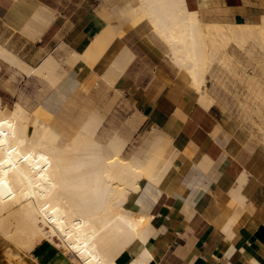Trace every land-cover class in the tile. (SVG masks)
Returning a JSON list of instances; mask_svg holds the SVG:
<instances>
[{"label":"bare ground","instance_id":"bare-ground-1","mask_svg":"<svg viewBox=\"0 0 264 264\" xmlns=\"http://www.w3.org/2000/svg\"><path fill=\"white\" fill-rule=\"evenodd\" d=\"M40 6L28 25L39 35L55 17L53 9ZM111 6L112 11L110 5V11H106L110 14L101 13L106 23L85 53L71 52V57L83 61L87 72L108 50L112 39L117 34L122 36L121 49L103 73L110 85L134 58L131 45L153 31L168 46L171 58L180 67L179 76L198 92L199 103L209 108L217 99L207 87L208 73L218 63L232 70L230 45L235 43L252 56L250 43L264 50V15L258 22L213 21L200 10L191 9L187 0H111ZM117 7L127 12L128 23L109 21L119 17ZM0 57L26 75L47 71L55 75L53 91L34 109L20 101L11 108L0 105V238L7 242L9 257L18 258L13 260L16 264H39L32 251L44 241L71 256L73 264H120L118 258L132 243H146L154 232L152 209L164 192L191 204L229 160L226 154L218 162L208 157L210 160L196 163L180 151L178 157L184 161L179 167L168 157L162 165L155 162L151 166L148 160L162 140V132V136L147 137L125 158L127 138L115 134L106 143L99 139L105 117L97 108L88 113L76 133L61 141L52 118L66 92L56 73L54 55L43 60L41 69L28 65L3 44ZM224 110L230 130L227 135H238L243 122ZM243 132L246 135L250 130ZM217 135L227 136L220 130ZM261 141L264 143V139ZM175 149L173 145L172 151ZM176 171L181 174L179 181L173 177ZM233 190L230 192L234 194L238 191ZM238 198L235 194L232 203L245 202ZM234 214L229 210L226 221L236 218ZM153 256L144 248L131 264Z\"/></svg>","mask_w":264,"mask_h":264},{"label":"crops","instance_id":"crops-1","mask_svg":"<svg viewBox=\"0 0 264 264\" xmlns=\"http://www.w3.org/2000/svg\"><path fill=\"white\" fill-rule=\"evenodd\" d=\"M97 1L101 4L100 0H0V44L32 67L40 65L62 45L69 51L76 50L84 54L106 23ZM187 2L191 9L200 10L207 19L213 21L258 22L264 15V0ZM41 4L53 9L55 17L38 35L28 25ZM155 38L165 51L158 47ZM139 42L146 45H139ZM122 45V39L114 37L108 50L87 72L94 73L109 85L103 73ZM154 50L161 56L166 54L172 62ZM131 52L134 58L114 85L121 93L118 102L130 117L123 129L111 126L112 131L116 129L120 136L128 139L127 148L137 131L146 130L134 148L141 146L147 137L162 136V132L164 135L157 146L160 150L174 145L196 163L209 158L218 162L226 154H229V160L217 178L191 204L179 196L164 192L152 209L154 232L146 243H132L118 258L119 263L131 264L140 258L144 248H148L154 256L146 260L141 257L139 260L142 262L138 260L137 263L264 264V143L261 141L264 133L261 130L259 133L249 120L243 119L247 112L253 115V107H248L246 81H241L237 74L241 73L240 69H236L237 79L231 81L229 70L224 65H212L207 87L217 102L205 108L198 101V92L179 76L180 67L175 64L168 46L159 37L149 33L146 38L131 45ZM230 54L234 58V54ZM65 57L64 54V60ZM78 66L82 68L81 59L78 60ZM84 72L77 82L86 86L82 77ZM12 76H16L19 82L12 80ZM32 78V74H24L0 57V105L8 107L19 101L23 79ZM218 86L232 95L239 117L247 123L243 122L244 128L239 130L238 135H227L230 130L224 108L229 111L230 97L222 91L219 93ZM244 129L250 130V133L245 135ZM219 130L226 132L227 136L217 137ZM251 133L256 138H251ZM155 157L152 156L148 163L154 165L155 162H163L162 154ZM242 177H245V181ZM230 188L238 190L241 198L238 191L235 194L239 201L245 202L242 201L240 205V202L232 203L235 194L230 192ZM229 210L238 215L234 214L236 218H232L233 222L231 218L227 220L231 223L226 227L228 222L225 217H228ZM32 254L39 264H73L71 256L45 241L38 244ZM0 264H12L2 249Z\"/></svg>","mask_w":264,"mask_h":264},{"label":"rangeland","instance_id":"rangeland-1","mask_svg":"<svg viewBox=\"0 0 264 264\" xmlns=\"http://www.w3.org/2000/svg\"><path fill=\"white\" fill-rule=\"evenodd\" d=\"M104 2L105 3L109 2V3L107 5V3L104 4ZM97 3L102 8L101 13L104 14V12L110 11L107 10L108 9L107 6L109 5H110L109 9H111L112 11L113 7L111 6V0L101 1V4L100 2L97 1ZM117 12L119 13V17L118 18H116L115 16L111 17L109 21L110 22L113 21L112 23H115L117 25L121 23L123 24L128 23L129 15L127 14V12H125L121 7H117ZM108 14H110V12H106L104 15H108ZM33 33L38 34L37 31H33ZM149 33H152L154 34V36L156 35V37H159L153 31ZM117 36L119 38H122V36L120 37L119 34H117L115 37ZM155 39H156L155 42L158 45V47L161 50L165 51L166 49L164 48V46L159 42L157 38ZM122 42H124L123 38H122ZM140 44L143 45L145 43L139 42V45ZM250 45L252 46L251 48L253 49L252 51L254 56L250 55V53H247L245 50L239 48V46H237L235 43H232L230 45L228 51L234 54V58H232L233 68L232 70H229L228 68L227 69L229 70L231 81L237 79V75H235L236 69L237 68L240 69L241 73H237V74L239 75L241 81L243 79H245L246 81L248 107L249 106L253 107V115L247 112V114L243 119L249 120L250 123L256 128L258 132L259 130H261L264 133V50H262L256 44L250 43L249 46ZM71 52L72 51H69V49H67L62 45L60 49L53 54L54 57L56 58V67H55L56 73H58V75L61 77L60 83L64 87L66 95L58 111L54 114L52 118V124L56 127L58 131L61 132V135L63 137L60 136L61 138L60 140L61 141L66 140L67 135H68L67 137H70L73 133H76L79 130L81 123L85 120L88 113L93 109L96 110L97 108V110L105 117L104 123L99 131V139L103 143H106L111 138H114L115 134L117 135L120 134L116 129L112 131L111 126L117 129H123L126 127L127 120L130 117V115L126 113L125 109H123L120 102H118V97L120 96L121 93L114 88L115 82L118 78L114 81L113 85H110L109 83H108L109 85H106L101 81V79L97 75H93L94 73L84 72L82 77L85 84L87 83V85L84 86L82 82L80 81L77 82V78L82 74L83 71H85L83 61H82V68H79L78 60L80 58L71 57ZM155 52L158 54L157 51ZM64 54L66 56L65 60H64ZM158 55L161 56L160 54ZM161 57L167 58L169 61H171V59H169V57L166 54H164ZM238 60H241V63H238ZM36 67L41 69L42 62L40 63V65ZM32 75H33L32 80L23 79L21 83L22 93L18 98V100L29 109H34L35 107H37L39 103L43 100V98L48 96V94H50L54 89V84H53V79L55 76L54 74L47 71L45 74L34 73ZM12 80H14L15 82L16 81L19 82V79L16 76H12ZM217 90L219 93L222 91L225 96L230 97L228 100L229 111L233 115L238 117L239 120H241L237 108L233 103L232 95L229 92H226L225 90L223 91V88L219 86ZM112 92H114L113 95H111ZM14 104L8 107L11 108L14 106ZM241 121L246 123L243 120ZM145 133L146 130L137 131L135 137H133V139L129 144V147L127 148V152L124 153L125 158L128 155L130 156L133 152H135L138 149V147L134 148V146L138 143L141 136ZM250 137L256 138V136L253 133L250 134ZM172 148L173 145H171L170 148L164 147L161 149V151L157 148L156 151L152 154V156H157V155L159 156V154H162L163 161H165V158L168 157L171 161L175 162V164L179 167L184 160L178 157L180 150L175 149L172 151ZM157 151L161 153L159 152L157 153ZM158 164L162 165L163 162ZM149 165H151V163H149ZM173 177H175L176 180L179 181L181 174L176 171L174 172ZM207 186L205 188H207ZM6 248H7V242L3 241L0 238V249H2L4 256L7 258V260L10 263L16 264L15 261H17L18 258L15 259L16 256L9 257Z\"/></svg>","mask_w":264,"mask_h":264}]
</instances>
